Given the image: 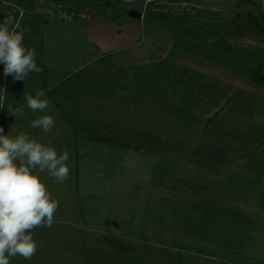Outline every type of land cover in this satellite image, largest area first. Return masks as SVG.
Instances as JSON below:
<instances>
[{"label": "rangeland", "instance_id": "obj_1", "mask_svg": "<svg viewBox=\"0 0 264 264\" xmlns=\"http://www.w3.org/2000/svg\"><path fill=\"white\" fill-rule=\"evenodd\" d=\"M6 1L20 20L39 7L90 12L42 17L79 24L143 13L90 88L105 100L90 121L122 142L107 189L130 192L136 214L106 236L121 264H264V0Z\"/></svg>", "mask_w": 264, "mask_h": 264}, {"label": "crops", "instance_id": "obj_2", "mask_svg": "<svg viewBox=\"0 0 264 264\" xmlns=\"http://www.w3.org/2000/svg\"><path fill=\"white\" fill-rule=\"evenodd\" d=\"M7 6L6 0H0V26L24 33L23 44L35 49L42 72L14 80L4 76L0 63V94L5 97L0 127L4 135L12 137L27 133L53 146L58 154L66 150L70 168L63 184L54 182L46 172L40 174L52 197L59 201L54 223L50 228L33 230L37 252L31 260L17 256L10 258V264H121L124 260L115 249L122 247L121 239L106 236L131 231L136 214L131 215V201H124L132 198L130 192L107 189L112 182L107 184L106 167L112 160H119L122 166V142L116 138L107 142L106 127L90 121L100 119V114H90L89 108L93 106L100 113L104 110L100 103L105 100L93 96L90 88L97 87V93L105 85L98 84L96 74L105 71V64L111 69L114 61L110 58L107 63L104 58L115 53L116 46H127L136 39L132 18H98L88 24L46 20L38 15L33 20H20L19 15L11 17ZM37 90L43 91L42 99L49 102L43 113L27 107L26 95L35 96ZM19 108L22 111L13 116ZM45 114L55 121L49 132L30 127L32 120ZM113 151L119 154L114 156ZM125 243L131 245L130 241Z\"/></svg>", "mask_w": 264, "mask_h": 264}, {"label": "clouds", "instance_id": "obj_3", "mask_svg": "<svg viewBox=\"0 0 264 264\" xmlns=\"http://www.w3.org/2000/svg\"><path fill=\"white\" fill-rule=\"evenodd\" d=\"M24 33L15 28L0 26V63L4 76L24 80L29 73H40L35 59V49H27ZM43 91L35 96L26 95L27 107L43 113L49 102L42 99ZM4 95L0 94V107ZM22 108L11 113L13 116ZM51 115H42L30 122L31 128L49 132L54 126ZM0 127V264H10V258L20 256L25 260L37 252L33 236L36 228L51 227L59 201L54 199L42 181L40 174L46 172L54 182L63 184L70 176L69 153L59 154L49 145L30 138L27 133L15 137L4 135Z\"/></svg>", "mask_w": 264, "mask_h": 264}, {"label": "built area", "instance_id": "obj_4", "mask_svg": "<svg viewBox=\"0 0 264 264\" xmlns=\"http://www.w3.org/2000/svg\"><path fill=\"white\" fill-rule=\"evenodd\" d=\"M34 13H36L38 16L43 17V15H48L52 18L54 17H60L64 18L66 20H87L90 17V12L86 10H48L43 8H36Z\"/></svg>", "mask_w": 264, "mask_h": 264}, {"label": "water", "instance_id": "obj_5", "mask_svg": "<svg viewBox=\"0 0 264 264\" xmlns=\"http://www.w3.org/2000/svg\"><path fill=\"white\" fill-rule=\"evenodd\" d=\"M126 13L128 14L129 17L133 19H141L143 17V13L136 9L127 10Z\"/></svg>", "mask_w": 264, "mask_h": 264}, {"label": "trees", "instance_id": "obj_6", "mask_svg": "<svg viewBox=\"0 0 264 264\" xmlns=\"http://www.w3.org/2000/svg\"><path fill=\"white\" fill-rule=\"evenodd\" d=\"M107 6H108V5H106V6H103V8H104V7H105V8H107ZM34 16H36V15H34ZM257 81H258V79H257Z\"/></svg>", "mask_w": 264, "mask_h": 264}]
</instances>
